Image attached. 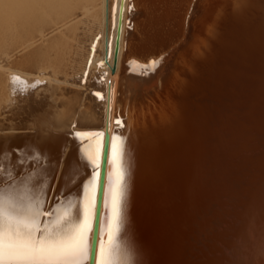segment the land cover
<instances>
[{"label":"bare ground","instance_id":"1","mask_svg":"<svg viewBox=\"0 0 264 264\" xmlns=\"http://www.w3.org/2000/svg\"><path fill=\"white\" fill-rule=\"evenodd\" d=\"M138 2L145 0H99L89 23L95 27L94 33L89 37L84 58H80L83 60L77 67L76 80L85 88L81 92L97 106L99 117L90 110L83 119L72 116L70 104L54 111L53 99L48 98L47 92L50 81L43 77V71L17 68L3 73L0 88L4 89V97L0 108L5 114L0 116V129L6 130L0 131V138L5 140L0 153L8 155H0V171L6 176L20 173L18 187L11 194L25 204L34 203L37 195L45 200L36 185L43 172L50 169V161L58 158L64 132L72 131L73 136L66 139L75 140L73 125H85L88 128L80 130H99L109 135L115 130L125 137L128 157L134 156L136 160L135 171L129 178L126 220L116 236L117 244L125 245L131 227L135 239L150 250L152 264H250L264 224V96L256 88L264 82L263 77L247 81L248 77L242 74L245 64L233 60H241L242 55L229 54L225 57L227 66L219 74L223 78L231 73L239 75L247 81L249 95H234L232 86L224 88L229 85L226 81L215 83L213 88L200 87L197 94H208L212 101L199 102L188 99L189 89L184 85L179 89L173 112L161 121L134 124L126 113L119 112L124 94L148 90L166 74V51L153 49L154 54H146L139 48L140 43L133 45V50L128 48L135 31ZM161 3L164 4L162 0ZM253 4L264 7V0H255ZM260 10L258 18L262 19L256 23L257 30H249L248 24L237 27L239 34L246 29L247 34L257 35L262 41H252L250 56L255 55L259 43L260 49L264 47V9ZM168 13L173 15V11ZM147 14L140 15L145 17L138 22L140 29L150 20ZM159 26L157 30L164 29ZM139 49L145 54L140 55ZM216 64L213 60L212 74L218 73ZM136 80L145 84L136 85ZM237 81L235 86L240 87ZM18 98L23 101L19 106ZM115 120L121 121L123 132L116 128ZM18 126L29 131H13ZM49 136L53 140L47 145V159H37L30 167L29 159L19 149L25 147L28 137H32L31 143L38 144V137ZM92 144L94 147L95 141ZM13 148L17 149L15 156L11 155ZM62 205L57 206L61 213L66 202Z\"/></svg>","mask_w":264,"mask_h":264},{"label":"rangeland","instance_id":"2","mask_svg":"<svg viewBox=\"0 0 264 264\" xmlns=\"http://www.w3.org/2000/svg\"><path fill=\"white\" fill-rule=\"evenodd\" d=\"M98 1L99 0H46L45 5L40 6L43 10L41 16L54 24L43 32L37 31L34 37L29 38L26 43H21L15 50L24 51L27 49L25 48L27 44L33 46L40 43L39 46L32 50L37 53V55H41V58L35 61L34 70L33 67L27 68L24 66V64L19 61V57L14 55L15 51L9 52L8 50H4L3 54H6L5 57L0 56V69L2 70L19 68L30 72L36 70L44 72L51 66L45 64L44 58L47 59V61L50 60L49 62H51V64L57 63L58 65H62V77H56L47 72L43 74V77L48 78L49 81L57 80L63 84V88L58 93L52 90V86H47L48 98L50 100L53 99L51 108L56 111L70 104L68 110L71 112L72 116L76 115L79 119H83L82 117L87 115L86 111L88 110H90L91 113L93 112V115L97 117L100 115L97 106H94L93 100L84 94L85 88L76 80L77 67L83 60L80 58H84L87 50V43L90 40L89 37L94 33L95 27L90 26L89 23L94 12L98 8ZM254 1L255 0H162L165 5L161 3V0H145V4L141 3L142 5L138 2L139 4H136V8L139 10L136 12L138 15L135 19V31L128 41V48L133 50V45L140 43L141 46H139V48H141L143 52H146V54L153 52V49L164 50L166 51L164 55L166 60L165 64H167V62L170 64H167V66L164 64V72H166V74L164 78L159 79L158 84H153L148 90L141 91L142 93L135 90L129 95L124 94V101L119 107V112L121 114L126 113L134 124H139L143 121H161L166 114H170L175 110L178 104V96L181 92L179 89L184 85L189 89L187 94L188 99H197L199 102L212 101L208 94H197V90L200 87L213 88L215 83L226 81H229V85L224 86V88L227 89L232 86L234 88V95H238L240 92L243 94L245 93L244 96L249 95L251 89H248V84L245 85L247 81L254 77H256L254 79H261V77H263L262 80L264 81V47L260 49L261 45L259 43L255 55L250 56L251 54L249 51L254 48L251 45L253 44L252 41H262L258 39L257 35H253L252 33L247 34L248 32L245 29L247 27L244 28V34H239L237 32V27L248 24L249 30L258 29L256 23L258 21L260 22L262 19L258 18L259 12H262L260 8L264 9V7L261 6L258 8L256 4H253ZM166 4L170 5V7L168 5L167 7ZM141 8L146 11L141 10ZM50 9L54 11L50 12ZM170 10L173 11V15L168 13L171 12ZM166 11L167 13H165L164 18L163 15ZM144 12L145 14L149 13L147 14V18L150 20L146 21L144 29H140L138 22L142 20V18H145L144 16L141 17ZM151 14L152 17L149 16ZM254 14L256 15L253 16ZM166 15H168V17ZM171 15L176 16L170 19L172 17ZM138 17L140 18L138 19ZM235 22H237L236 25H234ZM263 25L262 27H264ZM157 26L164 29L160 31L158 28L157 30ZM173 27L175 30H173ZM136 30L138 31L136 32ZM140 31H142V33H140ZM150 31H152V33ZM163 32L165 33L163 34ZM139 37H141L142 40H139ZM247 37L249 41H245ZM131 39L134 40L131 42ZM248 45L252 47L249 49L245 48ZM44 46L45 48H43ZM148 46H150L151 49ZM156 47L160 48L157 49ZM141 49L138 51L140 55H144L145 53H142ZM51 52L52 54H50ZM57 53L63 55L62 61L53 60ZM229 54L235 56L237 54L239 56L242 55L241 60L236 59V57H234L235 59L233 60L237 64H245L242 69V74L244 77H248L247 81L242 79L239 75H235V73H231L224 78L222 74H219V71L222 72L225 66H227L225 61ZM213 60H215V63L217 61L218 73L212 74L213 71L210 70V67L211 64H213ZM2 76L3 73L0 72V79ZM192 80H195V82H192ZM236 81L241 83L240 87L235 86ZM134 82L136 85L145 84L143 80H136ZM245 86L247 89H244ZM256 88L260 91L262 96H264V82L262 83L261 81V84H258ZM81 90L84 92H81ZM3 95L4 89L0 88V102L2 100L1 98L4 97ZM64 100H67L68 103L65 104L63 102ZM234 101L235 100H233V102ZM4 114L3 107H1L0 116L3 117ZM77 126L79 129L88 128L85 125Z\"/></svg>","mask_w":264,"mask_h":264},{"label":"snow or ice","instance_id":"3","mask_svg":"<svg viewBox=\"0 0 264 264\" xmlns=\"http://www.w3.org/2000/svg\"><path fill=\"white\" fill-rule=\"evenodd\" d=\"M21 103L18 98L17 105ZM116 124L122 126L120 120ZM73 128L75 140L66 139L72 131L64 132L58 158L50 161V169L36 185L45 200L37 195L34 203L25 204L11 194L20 173L6 176L0 171V264H152L150 250L135 239L131 227L123 247L115 242L126 220L129 178L136 167L135 157L126 154L123 133ZM13 131L29 130L18 126ZM38 139L33 144L28 137L19 149L30 167L37 159H47V145L53 140ZM4 143L0 138V146ZM16 153L13 148L11 155ZM62 202H66L63 213L57 207Z\"/></svg>","mask_w":264,"mask_h":264},{"label":"flooded vegetation","instance_id":"4","mask_svg":"<svg viewBox=\"0 0 264 264\" xmlns=\"http://www.w3.org/2000/svg\"><path fill=\"white\" fill-rule=\"evenodd\" d=\"M46 0H0V56L5 57L4 50L15 51L21 43H26L29 38L36 35L37 31L43 32L54 23L43 18L41 5H45ZM53 12V9H50ZM176 16V15H175ZM173 16V18L175 17ZM39 44L30 46L27 44L24 51H15L14 55L19 57V61L30 66L35 65V61L41 58V55L32 50ZM45 48V46L43 47ZM52 54V52L50 53ZM45 64L51 65L44 71L56 77H62V65L51 64L47 59H43ZM54 61L63 60V55L56 54ZM53 68V69H52ZM8 70L0 69L5 73ZM50 86L53 91L58 93L63 88V84L57 80H51Z\"/></svg>","mask_w":264,"mask_h":264},{"label":"water","instance_id":"5","mask_svg":"<svg viewBox=\"0 0 264 264\" xmlns=\"http://www.w3.org/2000/svg\"><path fill=\"white\" fill-rule=\"evenodd\" d=\"M116 128L120 129L121 132H123V126H117L116 124ZM250 264H264V224H263V231L261 233V238L258 241L257 252L255 253L253 259L250 261Z\"/></svg>","mask_w":264,"mask_h":264}]
</instances>
